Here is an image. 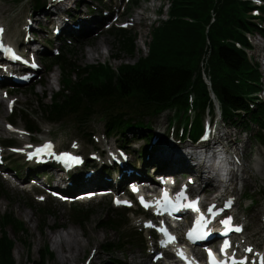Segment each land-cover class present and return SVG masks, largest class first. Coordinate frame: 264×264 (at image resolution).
I'll return each instance as SVG.
<instances>
[{"label": "rangeland", "instance_id": "374dc122", "mask_svg": "<svg viewBox=\"0 0 264 264\" xmlns=\"http://www.w3.org/2000/svg\"><path fill=\"white\" fill-rule=\"evenodd\" d=\"M169 1L79 0V3L75 4L79 12L88 15L98 14L100 32L95 34L79 32L63 34L59 33L58 25H55V21L54 23L49 22L52 17L50 12L53 9L50 4H47L49 8L34 9L32 0H0V27L3 29L5 39L14 46L18 51L17 53L21 54L26 62H32L39 69L34 80L28 81L26 84H16L14 79H12V82L3 81L0 83L1 86L5 85V89L13 90L9 96L5 93V89H0L7 96L5 104L0 103V114L4 113L7 120L14 127L22 128H25L23 116L30 117L32 126L37 127L38 130L33 133L24 132L26 137L25 144H30L32 147L38 146L46 139L52 144L53 152L64 149L76 150L86 159H90L86 166L80 170V172H85V174L87 172L88 175L90 174L89 168L93 165L96 168H101L99 170L107 173L110 178L113 177V174L110 175V173H113L114 166L111 167L110 161H108V148L118 152L119 155L123 153L126 158H132L133 163L138 162L137 164H140L147 155L152 153L150 152L153 149L151 148L152 140H154L156 133L161 134L159 139L162 141L169 140L171 142V140L175 139L176 143L185 141L187 145H190L186 141L187 139L179 142L181 139L176 131L171 132L173 134L169 136V131L171 130H168V118L171 112L167 110L150 119L149 117L143 118V123L149 119L147 121L150 125L149 130L146 126H143L140 129H124V133L119 132V135H116V133L106 135L104 120L98 116H93L85 125L81 126H77L71 117L57 123H48L45 121L41 107V103L49 102L50 94L59 88L60 69L57 66L51 69L47 68L49 52H57V50L67 47L70 49V59L82 65L103 62L115 69L121 63L132 64L138 57L147 54V44L151 40L150 32L161 20L167 18ZM137 10L142 11L146 18L142 19L138 25L127 26L125 24L126 19L132 17ZM73 13L74 11L72 10L67 11L70 17ZM30 16L34 17L33 26L28 29L30 33L26 35L24 31L27 30ZM53 16V19H55V15ZM183 18L193 20V18L188 16H183ZM116 28H124L133 39L134 51L132 54H127L118 49L116 37L112 33ZM35 41L41 44V48L37 46L38 51H34L33 45L37 44ZM250 41L252 42V49L249 53L252 61L258 63V70L261 73L264 68L259 65V61L264 63V38L257 33H253ZM26 45L30 50L26 48ZM92 46H98L101 52L105 54L110 52L111 54L110 56L106 55V57L98 55L89 59L87 58V50ZM28 74L29 72H24L23 70L16 77L23 78L28 76ZM41 77H43V82L38 84V79ZM50 84L51 87L49 88ZM260 95L262 94H257L259 97ZM261 100L264 102L262 98ZM12 101L14 104H11ZM12 106L14 110L10 113ZM13 112L15 113L11 116ZM204 116L205 113L202 114V119ZM175 124L176 122L174 121L172 125L174 126ZM221 125L223 132H218V135L222 139L226 138L224 140L226 142L233 143L237 135L233 132L227 134L228 130L240 129L246 131V133L240 134V136L245 137L246 141L245 143L240 142L239 145L243 144L244 162L249 167L246 172L248 184L243 185L242 181L238 182L237 186L242 185L239 193L235 195L237 201L234 204V210L237 220L245 227L244 233L248 234L254 242H257L255 248H259L264 246V227L258 229L254 225L252 217L255 213L258 216L264 215V179H262L264 172L260 173L256 170V162H260L258 163L259 165L264 164V145L255 139L258 134V126L254 123L244 126L243 122L232 124L228 121H225V123L222 121ZM4 128L6 130V127ZM7 137L14 138L12 142L16 146L2 149L0 147V184L2 185L0 191V212L12 211L15 217L24 223L28 231L27 236L24 233L19 234L20 241L19 237L14 236L9 230L10 237L15 241L12 255L16 264H28L29 256L37 259L46 243L53 254L51 258L46 260V264H142L144 261H146L144 264H165L163 259L156 262L152 261V254L155 252L153 251V240L150 233L144 229L149 213L143 216L144 210L136 201H128V205L130 204L128 209L124 208L123 204H117L116 196L113 195V192L116 191L114 188L115 184L106 190V196L93 198L86 202H76L73 201L74 199H72L71 203L62 202L48 192L47 189L49 182L53 181L54 176L57 174L63 175L61 173L63 171L56 169L52 165L51 158L44 163L47 165L45 167H42L41 164H33L28 160L25 150H21L25 144L19 139V135L7 130L6 132L2 131L0 132V143H6L5 139ZM88 137H90L91 142ZM94 153H97L101 158L96 161ZM198 159L199 156L192 151L189 156H181L175 162L183 167L181 170L183 173L193 172V174L197 175L196 163ZM190 160L192 163L189 164ZM151 163L148 162L146 164V172L149 175L152 171ZM171 167L163 165L165 171L175 173L174 171L179 169L175 168L174 164ZM209 167L207 169L211 173ZM2 170L7 172L8 177L2 175ZM38 172L41 173L39 178L36 179ZM76 187L82 192L88 188L83 186L81 182L77 183ZM116 187L118 188V186ZM193 188L195 189L196 186H193ZM118 192L119 195L117 194V196H122L120 194H123V192L124 194L128 193L127 190H124L123 182L119 185ZM130 198L133 197L130 195ZM30 203L35 204L33 208L27 207ZM39 205L44 206V209L48 212L46 221L48 228L44 230H40L41 214L36 208ZM126 210H128L127 214L119 218L120 227L117 225L118 222L112 223L110 221L118 217L116 215L118 214L117 212ZM17 211H19V215ZM25 213L30 216V222L22 219ZM77 213L87 216V219L82 223L78 222L76 219ZM103 221H110V223L105 225ZM123 223H127V225ZM111 226L112 229H110ZM70 227L78 231H80V228L88 230L95 227L92 233L101 237V253L91 259L97 244L93 243L92 239L89 238L88 240L83 237V242L88 244L77 255L76 260L63 262L59 251L52 244V239L58 231H65ZM131 235H134V237ZM240 235L242 236L243 234ZM24 242L30 243L31 248L29 251L27 250V244ZM123 242L127 243L121 246L124 244Z\"/></svg>", "mask_w": 264, "mask_h": 264}, {"label": "trees", "instance_id": "16d2710c", "mask_svg": "<svg viewBox=\"0 0 264 264\" xmlns=\"http://www.w3.org/2000/svg\"><path fill=\"white\" fill-rule=\"evenodd\" d=\"M32 1L34 9L45 6V0ZM254 7L249 0H170L167 18L150 32L147 54L115 69L103 62L76 63L70 59L67 47L57 54L49 52L47 68L60 69V85L50 94L49 102L41 103L45 121L57 123L71 117L81 126L98 116L104 120L106 135H119L129 128L146 126L149 130L147 121L167 110L171 112L168 130L174 128L181 138L188 136L195 140L202 130V114L206 109L212 113L214 108L212 92L223 120L232 124L243 122L244 126L256 124L255 139L264 144V102L256 96L261 74L258 63L245 52L251 48L245 32H257L264 38V3L256 7L261 10L259 16L250 14ZM112 33L118 49L132 54L134 44L128 32L116 28ZM203 56L206 57L203 72L208 76L210 89L201 75ZM145 117L149 119L143 123ZM23 118L29 132L38 130L32 126L30 117ZM88 140L91 142L90 137ZM34 205L30 203L27 207ZM36 208L41 214L40 230H44L48 228V212L44 206ZM127 212H117L118 217L110 221L118 222L120 227L119 218ZM76 219L82 223L87 216L77 213ZM110 221L103 223L107 225ZM9 230L19 240L20 233L28 234L24 223L12 211L0 212V264H16L12 255L15 241ZM24 243L29 251L30 243ZM52 256L46 243L38 258L29 256L27 263L46 264Z\"/></svg>", "mask_w": 264, "mask_h": 264}, {"label": "bare ground", "instance_id": "6f19581e", "mask_svg": "<svg viewBox=\"0 0 264 264\" xmlns=\"http://www.w3.org/2000/svg\"><path fill=\"white\" fill-rule=\"evenodd\" d=\"M52 1V0H51ZM55 4L51 3L50 6L53 7L52 11L50 14L52 15L51 19L49 22L54 23L59 29V33L67 34V33H98L100 32V27L98 25V20L99 16L98 14L94 15H88L82 12H79L77 10V7L75 4L79 3V0H55ZM151 5V4H150ZM145 7V6H144ZM143 7V8H144ZM75 9V10H74ZM68 10L74 11L72 16L70 17L67 14ZM49 11V10H48ZM55 15V19L54 16ZM146 18V16L142 13V11L137 10L135 14L127 18L125 21V24L129 27L134 26L135 24L138 25L141 23V20ZM33 19L34 17L30 16L28 18V23H27V30L24 31V34H29L28 32L32 26H33ZM1 28V27H0ZM23 32V31H22ZM1 38V37H0ZM23 42V41H22ZM25 42V41H24ZM36 45L41 48V44H39L37 41ZM24 44V43H23ZM25 46V44H24ZM110 52L105 54L101 52L98 48V46H92L87 50V58L91 59L94 57H97L98 55H101L102 57L110 56ZM23 58H20L19 60L14 59V58H6L4 63L0 64V74L5 76V80L12 82V79L18 75L21 71L24 70V72H29L27 79L28 81H33L36 73L39 71L38 68L33 67V63L28 61V62H23ZM26 70V71H25ZM39 83L41 84L43 82V77L38 79ZM51 87V84L49 85V88ZM1 89V88H0ZM9 91L12 93V89H7L6 94H9ZM7 99V96L4 95L0 91V103H4ZM14 100V99H13ZM16 100V98H15ZM14 100V101H15ZM10 122L7 120L6 116L4 113L0 114V132H6L9 131L8 129V124ZM6 127V130L5 128ZM22 127H17L16 129H11V131H14L19 135V139L22 140V142L25 144V134L23 130H21ZM161 137V134H155L154 140H152V147L153 148L150 152L151 154L147 155L145 159L142 160L140 164L133 163L132 158H124L123 156L119 155L118 152H113L109 158L112 162V166H114V171L113 177L110 178L109 175L99 169L101 168H96V166H90L89 172L90 174L87 175L88 173L82 172L80 175L81 183L83 186H87V190L82 192V195L84 194H89L92 193L91 191H106L108 188H111L110 186L116 185L118 188L113 186L115 189H119V185L122 184L123 180L128 177L134 176L136 173H141L146 177H149V174L146 172V164L148 162H158L162 163V165H167L168 167H171L172 164H174V167L179 168L176 169L177 171H174L176 175H179L177 177H181L180 175H183V171L180 164H177L175 162L176 159L180 158L181 156H189L192 151H194L195 155L199 156V159L197 160L196 163V179L198 186L200 187L201 191L205 192L206 195H209V199L213 200L210 195L212 193H215L217 191H222L220 189L218 184H214V178L209 176V171L206 167L205 164V159L201 158V152L198 150V146H195L191 142H189L190 145H187L185 141L181 143H176L174 140H160L159 138ZM159 139V140H158ZM183 143V144H182ZM40 145V147H42ZM23 147H28V145H23ZM32 150V149H30ZM28 150V151H30ZM1 153V152H0ZM96 158L95 159H100L99 155L97 153H94ZM193 154V153H192ZM238 156V158H236ZM236 156H233L234 162L231 163V166H236V171L231 172V177L233 174L236 176V182L235 186L232 185V183H227L225 187V191H228V198L235 197L237 193H239L240 187L237 186L239 181L243 182V185L248 184V175L246 172L249 170L248 165L244 162L243 158V150L239 152V154H236ZM174 161V162H173ZM192 163V161H189V164ZM229 163V162H228ZM260 162H256V170L260 173L264 172V164H258ZM150 164V163H149ZM172 168V167H171ZM161 167H158L156 170H160ZM41 172H38L36 175V179L39 178ZM43 173V172H42ZM185 173V172H184ZM49 186L54 187L60 191L67 192L69 191L68 188V179L66 176L57 174L54 176L53 181L49 184ZM98 193V192H95ZM138 197L140 198V203H141V198L144 199V201L148 204L151 203L149 196L142 195L141 193L138 194ZM117 201H120L121 203L125 202L123 198H116V203ZM117 203V204H121ZM17 214L19 215V211H17ZM26 222H30L31 218L30 216L25 213V215L22 218ZM252 221L254 222V225L258 227V229L264 227V215L258 216L256 213L253 214ZM95 230V227H92L88 230H83L80 228V231L74 229L73 227H70L69 229H66L65 231H58L55 235L54 238L52 239V244L56 250L59 251L61 258L63 262L67 261H75L77 258V255L85 248V246L88 243L83 242V237L87 238L89 240L92 239L93 243L97 244L96 249L94 250V253L92 254L91 259H94L101 253V245H100V240L101 237H99L97 234H93L92 232ZM245 230V227H244ZM243 235L239 236L234 239V247L237 248L238 252L240 253V257L243 256H248V255H256L255 260L252 261H258L260 258V254H264V247H259V250L256 251V246L257 242H254L248 234L242 233ZM176 246V245H175ZM176 247H180L181 249L187 250L185 245H179ZM252 249L251 252H246L245 249ZM154 254V252H153ZM152 254V257H153ZM146 263L144 261L142 264ZM131 264V263H130ZM141 264V263H140Z\"/></svg>", "mask_w": 264, "mask_h": 264}, {"label": "snow or ice", "instance_id": "6c2138e0", "mask_svg": "<svg viewBox=\"0 0 264 264\" xmlns=\"http://www.w3.org/2000/svg\"><path fill=\"white\" fill-rule=\"evenodd\" d=\"M257 2H259V0H257ZM2 34H3V29L0 28V36H2ZM0 51L9 53V55L13 56L14 59H17V60L20 59L19 56L14 55V53L12 52V49L6 47L3 44L2 39H0ZM46 147L50 148V145L46 146ZM133 190L135 191V189H133ZM186 201H187V198L183 192L178 193L177 196L175 197V199L169 197L167 192H165L163 200L157 202V207L161 210L171 208V209L176 210V211H178L180 208H191L194 211L199 212L197 201H187V202ZM117 203H121V202L117 201ZM123 203H127V202L125 201ZM141 203L145 204L146 207L149 206L144 201L143 198H141ZM229 207H231V201L226 202L224 205V208H229ZM224 208L216 210L215 205H212L206 209V212L214 218L215 216L219 215L220 212H222L224 210ZM208 222L209 221L206 219L205 214L201 213L197 219V222H196L197 226L195 228H193L188 233V238L192 242H195L197 240L206 239L210 235V233L205 230V226L207 225ZM221 223L224 226V231L221 234L225 237H227L230 232L242 231V228L240 226L232 224V218L230 216L223 219L221 221ZM149 226L151 227V225H149ZM160 230L162 232H164L165 236L167 237V239L165 241H163L162 243L166 244L167 242L173 241L175 239L174 237L170 236V234H168L167 229H160ZM231 246H232L231 242L226 239L224 242V245L221 248V252L224 255L223 260L215 259L214 254L211 253V251L209 250L210 264H256V261L250 262L248 257H243V258L237 259L234 253L231 256H229L227 249L230 248ZM245 251L251 252L252 249L248 248V249H245ZM179 254L181 255V258L185 259L186 264H192V262L188 261L187 257H185L183 255L182 250L180 251Z\"/></svg>", "mask_w": 264, "mask_h": 264}, {"label": "clouds", "instance_id": "9594fccd", "mask_svg": "<svg viewBox=\"0 0 264 264\" xmlns=\"http://www.w3.org/2000/svg\"><path fill=\"white\" fill-rule=\"evenodd\" d=\"M214 168L215 171L211 174V176L214 177V184H227L231 178L232 166L224 158L223 153L217 158ZM262 179H264V177H262Z\"/></svg>", "mask_w": 264, "mask_h": 264}, {"label": "built area", "instance_id": "2783aa9c", "mask_svg": "<svg viewBox=\"0 0 264 264\" xmlns=\"http://www.w3.org/2000/svg\"><path fill=\"white\" fill-rule=\"evenodd\" d=\"M205 61H206V57L203 56V58L201 59V62H200L201 71H202V78L207 84H209L208 76L203 72Z\"/></svg>", "mask_w": 264, "mask_h": 264}]
</instances>
